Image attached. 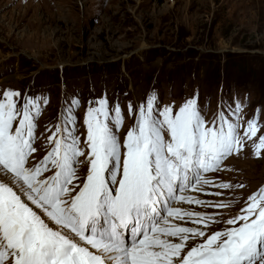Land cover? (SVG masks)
Wrapping results in <instances>:
<instances>
[{
    "label": "rangeland",
    "instance_id": "1",
    "mask_svg": "<svg viewBox=\"0 0 264 264\" xmlns=\"http://www.w3.org/2000/svg\"><path fill=\"white\" fill-rule=\"evenodd\" d=\"M7 91L20 93L18 107L29 98L41 102L29 167L48 154L49 137L63 125L70 102L79 101L74 127L85 155L75 165L76 185L90 169L87 110L101 99L110 115L117 105L123 115L121 160L126 135L149 97L155 109L171 106L173 112L195 99L209 125L220 113L232 120L238 115L241 132L257 118L259 137L264 135V0H0V96ZM257 137L226 158L219 172L204 174L212 183L203 191L185 193L210 206L174 205L214 215L218 222L205 227L187 217H169V226L200 227L208 236L232 227L226 221L264 189V153L255 155ZM222 182L231 187L214 186ZM202 241L190 236L173 264Z\"/></svg>",
    "mask_w": 264,
    "mask_h": 264
},
{
    "label": "snow or ice",
    "instance_id": "2",
    "mask_svg": "<svg viewBox=\"0 0 264 264\" xmlns=\"http://www.w3.org/2000/svg\"><path fill=\"white\" fill-rule=\"evenodd\" d=\"M19 97L15 91L0 96V264L6 256L8 264H173L190 236L203 241L177 264H264V189L226 221L232 227L210 236L200 227L168 226L169 217H187L205 227L218 222L214 215L174 205H211L185 193L203 191L212 183L204 174L219 172L226 158L257 137V118L241 132L238 115L232 120L220 113L209 125L195 99L173 112L171 106L155 109L149 97L126 135L121 160L123 115L118 105L110 115L107 100L101 99L87 110L90 169L76 185L75 165L85 155L74 127L73 107L79 101L70 102L63 125L49 137L53 147L48 154L29 167L41 102L29 98L18 107ZM257 139L259 157L264 135ZM52 169L53 175H44Z\"/></svg>",
    "mask_w": 264,
    "mask_h": 264
},
{
    "label": "bare ground",
    "instance_id": "3",
    "mask_svg": "<svg viewBox=\"0 0 264 264\" xmlns=\"http://www.w3.org/2000/svg\"><path fill=\"white\" fill-rule=\"evenodd\" d=\"M161 226H164V225H161ZM168 226H169V225H168ZM176 226H177V225H176ZM161 238H166V237H163V236H162ZM167 238H170V237H167ZM177 238H178V237H177ZM172 239H173V238H171L170 240L173 241ZM175 264H176V263H175Z\"/></svg>",
    "mask_w": 264,
    "mask_h": 264
}]
</instances>
